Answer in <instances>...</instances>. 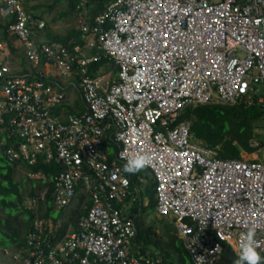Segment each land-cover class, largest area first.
<instances>
[{
	"label": "built area",
	"instance_id": "built-area-1",
	"mask_svg": "<svg viewBox=\"0 0 264 264\" xmlns=\"http://www.w3.org/2000/svg\"><path fill=\"white\" fill-rule=\"evenodd\" d=\"M41 1L0 0V152L8 164L59 170L51 179L57 211L79 190L89 205L76 231L59 240L36 221L24 264H164L133 253L123 167L137 154L150 159L143 169L156 182V215L174 222L189 264H219L222 243L238 253L249 229L264 254V148L252 160H220L180 121L200 105L264 108L256 89L264 84V0H111L93 23L84 13L89 1L80 0L77 30L94 37L97 50L86 59L71 50L74 41H34L44 24L29 8ZM3 32L33 68L70 80L83 112L59 117L63 88L42 70L13 71ZM102 54L118 68L111 85L89 74ZM106 140L117 148L112 159Z\"/></svg>",
	"mask_w": 264,
	"mask_h": 264
},
{
	"label": "trees",
	"instance_id": "trees-1",
	"mask_svg": "<svg viewBox=\"0 0 264 264\" xmlns=\"http://www.w3.org/2000/svg\"><path fill=\"white\" fill-rule=\"evenodd\" d=\"M110 1L89 0L88 8L93 7L90 14L91 23L96 16L103 13L105 6ZM62 2L67 4L66 11L60 12L58 18L65 19L80 13V10H77L80 0H53L52 4H61ZM81 36V33L73 30L63 39L52 40L67 45L70 40L74 39L77 44L71 47L72 50L74 47L82 46L79 41ZM74 51L78 52L79 50L75 48ZM101 69L111 76V83L117 82L118 68L109 59L94 62L89 69V74L97 78V73ZM180 121L190 123V134L194 143L209 150H217L215 158L220 160H241L243 154H255L264 148V135L259 133L264 131V108L260 106L248 107L244 103L232 106L200 105L188 110ZM104 148L110 153L109 159H112L113 153L117 150L113 142L106 140ZM18 170L24 172L25 178L29 182L30 189L27 195H24L23 191L25 185H21L25 180L21 179V182L18 183L15 179ZM57 171L59 170L55 166L42 163L35 166L8 164L0 152V212H2L0 214V250L11 249L15 254H21L22 262L29 259L26 239L34 229V223L37 219H42L44 222L52 219V214L56 210L52 205L53 185L51 179ZM29 174H41L45 180L29 179ZM125 174L129 177L130 189L133 193L128 199L131 205L128 214L136 227V248L133 253L161 258L164 264H189V256L182 241L178 239L174 223L165 225L161 231L162 236L157 233L158 227L154 223L146 225L147 210L150 209L153 214L156 210V182L152 173L147 169H142L134 174ZM38 182L43 184L42 188H38L39 192L47 189L44 204L40 201L38 189H35ZM145 201L148 203L146 206L144 205ZM85 213L86 209H81L79 206L75 210H70V222L74 220L76 225ZM142 216L144 217L141 218ZM62 226L63 224L58 228L60 230L59 238L66 234L67 227ZM166 226L169 227V230H166ZM47 233L45 231V234ZM52 244L54 245V243ZM221 245L222 255L219 264H236L238 255L226 244L222 243ZM50 248H52L51 245ZM260 255L264 257L263 254Z\"/></svg>",
	"mask_w": 264,
	"mask_h": 264
},
{
	"label": "crops",
	"instance_id": "crops-1",
	"mask_svg": "<svg viewBox=\"0 0 264 264\" xmlns=\"http://www.w3.org/2000/svg\"><path fill=\"white\" fill-rule=\"evenodd\" d=\"M52 1L53 0H42L38 5L35 6V8L33 10L34 16L44 24V27L42 29L35 30L34 34H33V39L38 44L46 42V41H53L52 39H63L65 37H67L68 35H70L71 31H73V30L78 31L77 30V27H78L77 15L68 16L65 19L58 18L60 15V12L62 13V11L60 9H62V6L67 5L66 2H62L61 4L53 5ZM53 12H56V15L54 17H52V16L48 17V15L53 14ZM90 19H91V17H90ZM64 20H66V21L64 22ZM63 26H65V29L67 27V29L64 30ZM2 36L5 39L4 53H6V55L8 56L9 62H10V65H11V68L13 69V71H15L17 73H25V72L29 73V72L42 70L43 72H45L48 75V77L50 79H53L54 81H56L60 85V87L63 88L67 102L65 105H63L62 111L59 110L58 113L56 112V114H58L59 117H65L67 114H77V113L83 112V106L81 103L79 93L77 92V90L74 87H72L70 85V82H71L70 80L60 79L56 75L55 71L49 66L41 65L37 69L33 68L25 60L23 49H22L20 43L17 41V39L13 36H8V34L7 33L5 34L4 32H3ZM72 41H74L75 44H77V42L74 39H72L68 42L67 46L69 44H71ZM79 41H80V43H82V46L74 47L72 49V51L74 52V49L77 48L79 50L77 52V54L80 58H82V59L90 58L91 56H93L97 52L96 48H90L91 45L95 44V38L94 37H92V39L84 40V38L81 36ZM62 44H64V43H62ZM64 45H66V44H64ZM102 59H107V58L105 56H103V54H102L101 60ZM104 76H108L110 78V79H108L109 85L116 83V82L111 83L112 82L111 76L108 75V73H106V71L104 69H101L97 73V78L99 79L100 77H104ZM16 172L18 174L20 171L18 170ZM22 173H24V172H22ZM40 180H45V179H40ZM38 183H37L38 185L35 187L36 190L38 188L43 187L42 186L43 184H41L40 182H38ZM37 191L39 192V189ZM46 192H47V189L43 190L42 192H39L40 193L39 198L43 204H44L43 198H45ZM88 204H89V200L87 199V194L85 192H83L82 190H79V191H77L75 198L73 199L71 205L68 208L60 211V216H59L57 221H53L52 219H50L46 222H44L42 219H37L36 221L39 223H42V226L48 232L45 235L50 236V237L56 236L57 239L59 240L61 238H59L60 236L58 237V232L60 231L58 228H59V226L61 227L62 224H63L62 227H64V226L67 227L65 237L73 234L77 229L78 223H76V225H75L74 220H73V222H70V219H69L70 210L71 211L75 210L78 206L81 209L87 208ZM166 230H169L168 226H166ZM178 239H179V237H178ZM232 251L236 255H238V253L236 251H234L233 249H232ZM260 254H262V253H260Z\"/></svg>",
	"mask_w": 264,
	"mask_h": 264
},
{
	"label": "rangeland",
	"instance_id": "rangeland-1",
	"mask_svg": "<svg viewBox=\"0 0 264 264\" xmlns=\"http://www.w3.org/2000/svg\"><path fill=\"white\" fill-rule=\"evenodd\" d=\"M67 6V5H66ZM66 6H62V9H60L62 12H65L66 11ZM35 8V7H34ZM34 8H29V12L31 10V12H33ZM93 10V7H91L88 11L89 13V16L91 14V11ZM34 13V12H33ZM56 15V12H53V14L51 15H48V17L52 16L54 17ZM66 20H64L65 22ZM63 29H65V26H63ZM108 79H110L108 76H104V77H100L99 78V81L101 82L102 85H109V81ZM257 91L259 92L260 95L264 96V84L263 85H259L256 87ZM259 133L263 134L264 135V131H260ZM242 158H245L246 160H252L254 159L253 155H242ZM25 174L22 173V172H19L18 174H16L15 176V179L18 183L21 182V179L25 180V182H23L21 185H25L24 187V194L27 195L28 194V191L30 189V185H29V182L26 180L25 178ZM40 179L38 180H35V181H39ZM44 199V198H43ZM145 206L148 204L147 201L144 202ZM0 214H2V212H0ZM16 215V214H15ZM147 217L145 218V222H146V225H150L152 223H154L156 225V227H158V230L157 233L161 235V231L162 229H164L165 225L167 223H169L168 225H172L173 223L171 222V220L169 218H158L156 216V214H153L150 209L147 210ZM60 216V212L57 211V210H54L53 214H52V219H54L55 221L58 220ZM144 216H142L141 218H143ZM163 227V228H162ZM178 236V235H177ZM163 237L165 238V234L163 235ZM20 255L21 254H15L11 249H6V250H0V263H6V264H21L23 263L21 258H20Z\"/></svg>",
	"mask_w": 264,
	"mask_h": 264
},
{
	"label": "clouds",
	"instance_id": "clouds-1",
	"mask_svg": "<svg viewBox=\"0 0 264 264\" xmlns=\"http://www.w3.org/2000/svg\"><path fill=\"white\" fill-rule=\"evenodd\" d=\"M88 11H89V8L87 7L84 13L86 14V17L88 18V20L91 22V19H90L91 16H89ZM32 14L34 15L33 12ZM149 163H150V159L148 156L137 154L128 159L127 163L123 167V171L129 174H134L135 172L147 167ZM155 214H156V211H155ZM171 222L174 223L173 221ZM255 236H256V232L253 229H249L247 232L241 234L239 245H238V258L236 260V264H264V257H262L257 252L256 247H255V243H256Z\"/></svg>",
	"mask_w": 264,
	"mask_h": 264
}]
</instances>
